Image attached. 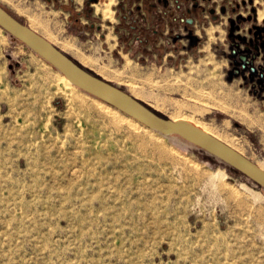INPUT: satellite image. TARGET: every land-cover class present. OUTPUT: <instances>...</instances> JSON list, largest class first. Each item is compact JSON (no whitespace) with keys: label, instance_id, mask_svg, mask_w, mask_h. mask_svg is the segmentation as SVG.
I'll use <instances>...</instances> for the list:
<instances>
[{"label":"rangeland","instance_id":"obj_1","mask_svg":"<svg viewBox=\"0 0 264 264\" xmlns=\"http://www.w3.org/2000/svg\"><path fill=\"white\" fill-rule=\"evenodd\" d=\"M257 1L232 32L244 54L259 49L249 42L252 25L264 27ZM74 60L264 169L263 106L219 55L102 76ZM0 264H264V191L178 135L66 86L0 29Z\"/></svg>","mask_w":264,"mask_h":264},{"label":"crops","instance_id":"obj_2","mask_svg":"<svg viewBox=\"0 0 264 264\" xmlns=\"http://www.w3.org/2000/svg\"><path fill=\"white\" fill-rule=\"evenodd\" d=\"M180 1L175 8L150 0H0V4L71 58L90 62L85 66L101 76V70L116 73L142 65L179 69L197 57L219 55L227 66L224 73L264 110V35L258 51L247 52L244 61V52L227 33L231 19L235 25L242 22L241 8L258 1ZM251 11L258 14L254 6Z\"/></svg>","mask_w":264,"mask_h":264},{"label":"water","instance_id":"obj_3","mask_svg":"<svg viewBox=\"0 0 264 264\" xmlns=\"http://www.w3.org/2000/svg\"><path fill=\"white\" fill-rule=\"evenodd\" d=\"M0 28L28 47L34 54L88 95L109 104L156 132L163 135H178L220 159L264 189V169L255 162L194 123L182 118L158 115L134 96L124 91L118 84H112L84 70L62 50L20 22L2 6H0ZM253 29L256 33L262 31L258 26H253ZM244 58L242 56V59Z\"/></svg>","mask_w":264,"mask_h":264},{"label":"flooded vegetation","instance_id":"obj_4","mask_svg":"<svg viewBox=\"0 0 264 264\" xmlns=\"http://www.w3.org/2000/svg\"><path fill=\"white\" fill-rule=\"evenodd\" d=\"M151 1V3H153V4H158V3H160L161 1H165V3L167 4V5H171L170 6V8L172 7H174L175 8V6H177V4H180L181 5V1L180 0H150ZM182 6H184V5H182ZM248 17H250V18H248ZM252 18V16L251 15H247L246 16V18H243L242 16H240L239 17V19L240 20H242V21H245L246 19L247 20H250ZM237 25H235V22H234V20H230V23H229V31H230V33H231V35H230V41H232V32H233V30L235 29V28H238V27H236ZM253 26H258V25H256V24H253L252 25V27L249 29V32H252V35H253V38H250L249 39V42H253V41H261V43L263 42V35H264V27H260V26H258V27H260L261 29H262V31H260V32H255V29H253ZM240 38V37H239ZM242 40L243 41H245V39L244 38H242ZM262 45V48H264V42H263V44H261ZM255 48H257L256 47V45L254 46ZM245 53H247V51H245ZM242 56H244L245 58L243 59L244 61L247 59V55L246 54H243ZM242 56H241V58H242Z\"/></svg>","mask_w":264,"mask_h":264},{"label":"bare ground","instance_id":"obj_5","mask_svg":"<svg viewBox=\"0 0 264 264\" xmlns=\"http://www.w3.org/2000/svg\"><path fill=\"white\" fill-rule=\"evenodd\" d=\"M41 61H42L44 64H46L48 67H51V65H49L48 63H46L44 60L41 59ZM55 73H57V74L59 75L60 81H62L66 86H68V87H70V88H72V89L78 90V91L82 92L83 94L88 95V94L85 93L84 91H82V90H80L79 88H77L76 86H74L70 81H68V79H66V77H64V76H63L61 73H59L57 70H55ZM88 96H90L91 98H93L94 100H96V101H98V102H100V103L105 104V105L108 106V107H111L113 110H115V111L121 113L118 109H116V108L110 106L109 104H107V103H105V102H103V101H101V100H99V99H97V98H95V97H93V96H91V95H88ZM74 101H75V100H74ZM75 102H76V101H75ZM121 114H123V113H121ZM123 115H124L125 117H127L128 119H130L131 121H133V122L135 123V125L138 124V125H140V126L146 128V129H148V130H150V131H154V130H152V129H150V128H148V127H146V126H144V125H142V124H140V123H138L136 120H134V119H132V118L126 116L125 114H123ZM131 123H132V122H131ZM135 127H136V126H135ZM204 130H205V129H204ZM205 131H206V130H205ZM208 133H209V132H208ZM210 134H211V133H210Z\"/></svg>","mask_w":264,"mask_h":264},{"label":"trees","instance_id":"obj_6","mask_svg":"<svg viewBox=\"0 0 264 264\" xmlns=\"http://www.w3.org/2000/svg\"><path fill=\"white\" fill-rule=\"evenodd\" d=\"M1 6V5H0ZM3 7V6H2ZM4 8V7H3ZM5 9V8H4ZM6 10V9H5ZM9 12V11H8ZM10 13V12H9ZM11 14V13H10ZM12 16H14L13 14H11ZM15 17V16H14ZM68 56V55H67ZM70 57V56H69ZM71 58V57H70ZM72 59V58H71ZM74 62H76L80 67H82L84 70H86V71H88V72H90V73H92V74H94L93 72H91L89 69H87V68H85L84 66H82L81 64H79L77 61H75L74 59H72ZM95 75V74H94ZM142 103V102H141ZM143 104V103H142ZM145 105V104H144ZM146 106V105H145ZM148 107V106H147ZM149 108V107H148ZM156 113V112H155ZM156 114H158V113H156ZM158 115H160V114H158ZM247 178V177H246ZM247 180H248V182L250 183V184H252L253 186H255V187H257V188H259V189H261V190H263L264 191V189L262 188V187H260L259 185H257L255 182H253V181H251L250 179H248L247 178Z\"/></svg>","mask_w":264,"mask_h":264}]
</instances>
